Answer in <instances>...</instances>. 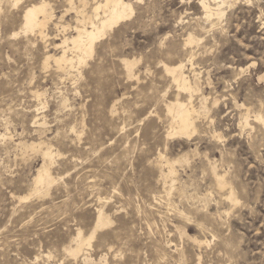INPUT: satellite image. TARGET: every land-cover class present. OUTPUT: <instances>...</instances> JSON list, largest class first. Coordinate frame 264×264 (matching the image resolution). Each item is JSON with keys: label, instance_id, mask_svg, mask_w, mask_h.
Listing matches in <instances>:
<instances>
[{"label": "rangeland", "instance_id": "obj_1", "mask_svg": "<svg viewBox=\"0 0 264 264\" xmlns=\"http://www.w3.org/2000/svg\"><path fill=\"white\" fill-rule=\"evenodd\" d=\"M2 1L0 264H88L86 251L89 264H264V127L255 119L264 116V0H228L222 18H208L200 0H131L134 15L71 71L45 58L61 55L76 9L91 14L93 0H47L45 40L22 28L41 0ZM123 58L136 62L133 75ZM165 64L185 65L200 86L193 105L200 110L203 95L210 108L190 136L169 134L168 105L189 97ZM31 142L55 153L56 179L38 195L43 158L24 148ZM100 210L110 222L71 254Z\"/></svg>", "mask_w": 264, "mask_h": 264}, {"label": "bare ground", "instance_id": "obj_2", "mask_svg": "<svg viewBox=\"0 0 264 264\" xmlns=\"http://www.w3.org/2000/svg\"><path fill=\"white\" fill-rule=\"evenodd\" d=\"M10 1L13 6H17L20 3V0ZM136 1L141 2L142 0ZM209 1L210 0H200V5L204 9L206 16L208 18L212 16L222 18L225 14L223 7L228 3V0H212L214 2V7ZM93 2L94 6L92 7L91 14L87 12L84 13V9H76L77 25L74 27V34L70 36L64 35L62 43L56 45L61 49V55L56 56L55 54L47 53L45 58L46 63H48L50 59H54L59 69H69L70 71L75 67H81L86 64L88 59L95 53L96 43L108 35V32L112 31L119 23L128 20L135 13V7L131 0H93ZM2 3L3 1L0 0V6H2ZM82 3L85 5V0H83ZM70 5L72 6V4ZM53 19L54 11L49 1L41 0L40 2H33L24 11L22 28L25 33H36L41 39L45 40L48 36V25ZM65 30L67 29L64 28L63 31ZM199 41L200 39H197L194 36H189L188 38L189 43ZM123 63L128 75H133V66H135L136 62L134 60L123 58ZM184 66L185 65L183 64L174 66L164 65L165 70L172 75L177 88L188 93L189 97L187 102L177 99L175 102H171L168 105V113L172 117L171 132L169 134L178 136H190L194 133L196 130V117L201 111L208 113L210 109H208L206 97L203 95L200 98V110L193 105V95L194 93L200 92V86L196 83L197 81L193 84L188 75L184 72ZM213 104L217 105V100H215ZM37 117L35 121H37ZM248 117H246V124H249ZM255 119L264 127L263 115H255ZM41 124L44 123L42 122ZM2 136L4 137L5 134ZM24 148H29L41 154L43 163L38 168V172L34 177L33 190L34 194L37 195L47 193L56 179H54V175H52V167L55 164L54 149L44 142L25 143ZM184 159L188 161L187 158ZM167 164L169 165V175L171 176L175 173V170L170 160L167 161ZM211 165L217 184L220 187H223L226 184L224 177L218 174L216 167L213 166V164ZM228 199L235 201L233 192L230 193ZM109 222L110 221L105 216L104 212L100 210L96 227L90 237L85 238L83 233L79 231L74 241L76 246L69 249V252L75 256L84 252L86 249L85 246H91L90 240L94 237L97 228H100ZM83 255H85L83 259L87 260L86 262H93L87 251L84 252Z\"/></svg>", "mask_w": 264, "mask_h": 264}]
</instances>
